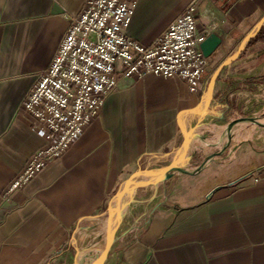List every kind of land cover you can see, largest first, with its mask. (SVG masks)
Listing matches in <instances>:
<instances>
[{
  "label": "crops",
  "instance_id": "crops-1",
  "mask_svg": "<svg viewBox=\"0 0 264 264\" xmlns=\"http://www.w3.org/2000/svg\"><path fill=\"white\" fill-rule=\"evenodd\" d=\"M84 1L0 0V264H76L85 252L102 248L109 200L119 181L137 169L175 163L180 126L196 123L204 108L205 94L190 93L181 80L121 77L73 145L21 190L6 195L44 143L18 107ZM221 4L135 0L125 33L150 45L193 5L197 33L208 30L200 48L210 62L209 81L264 16V0H237L225 12ZM260 92L264 95V22L220 70L205 120L224 109L238 112L242 100ZM257 146L250 139L227 159L198 169L189 143L184 176L160 179L153 195L145 179L134 183L123 198V229L106 264H264V139ZM207 172L213 179L203 184ZM81 232L89 235L84 244L77 239ZM93 236L98 239L93 248L78 254Z\"/></svg>",
  "mask_w": 264,
  "mask_h": 264
},
{
  "label": "built area",
  "instance_id": "built-area-1",
  "mask_svg": "<svg viewBox=\"0 0 264 264\" xmlns=\"http://www.w3.org/2000/svg\"><path fill=\"white\" fill-rule=\"evenodd\" d=\"M134 6L135 0H85L81 13L69 18L48 67L18 107L44 143L10 182L6 195L21 190L73 145L121 77L155 74L183 81L190 93H206L207 57L200 46L208 30L197 33L194 6L150 45L125 33Z\"/></svg>",
  "mask_w": 264,
  "mask_h": 264
},
{
  "label": "water",
  "instance_id": "water-1",
  "mask_svg": "<svg viewBox=\"0 0 264 264\" xmlns=\"http://www.w3.org/2000/svg\"><path fill=\"white\" fill-rule=\"evenodd\" d=\"M213 1H220L222 4L219 6V10L222 12H225L232 4H234L237 0H213ZM264 22V16H262L256 24L255 29L253 30L252 33L249 35H246L242 41L241 44L239 45L236 53L231 57L230 59L223 61L218 65V67L211 73L208 84H207V89L206 93L203 99L204 103V108L199 114L200 119L194 123L193 125L190 126H180V158L175 162L170 165L164 166V167H159V168H151V169H137L135 171H132L128 175H126L123 179L119 181L117 184L114 192L112 193L110 200H109V208L110 211L113 213L114 216V222H115V228L113 232L111 233L109 239L106 241L103 247V252L98 259V264H106L107 259L111 256L113 252L114 245L120 238L122 229H123V216H124V206H123V198L126 192L127 187L129 186L130 182L139 177V176H149L154 178L153 181L151 182V187H150V193L153 195L155 192V188L157 186V183L160 179L168 176H184L185 173L182 172L183 169L188 165L190 161V151H189V137L193 136L199 132L205 131L210 128H214L216 126H219L224 123H234V124H242L249 122L251 120H256L262 127H264V116H242L238 117L235 119H231L228 121H215V122H207L205 120L206 115H208V108L210 106V103L213 99V89H214V84L217 79V76L220 72V70L233 62L237 56L240 54L242 47L244 46L245 43H247L250 39H252L260 30L262 24ZM205 55V54H204ZM207 57V55H205ZM205 71L210 72V62L207 61L205 65ZM202 164L199 165L198 169L203 166ZM237 181H231L227 185L231 186L235 184ZM221 188L220 185L213 187L206 195V199H209L214 192L219 190Z\"/></svg>",
  "mask_w": 264,
  "mask_h": 264
},
{
  "label": "rangeland",
  "instance_id": "rangeland-1",
  "mask_svg": "<svg viewBox=\"0 0 264 264\" xmlns=\"http://www.w3.org/2000/svg\"><path fill=\"white\" fill-rule=\"evenodd\" d=\"M262 96H259V95ZM263 93H256L255 95H251L250 99L242 100L241 105H239L238 112H227L226 109L219 111L218 113L213 114L212 118H209L207 122H215V121H228L231 119H235L242 116H264V97ZM209 114V113H208ZM227 125L228 123L221 124L214 128L207 129L205 131L199 132L193 136L189 137V143H191V150H192V157L195 162H202L208 156L213 157L210 160H225L229 157V154L232 153L238 146L241 144L246 143L250 139H253V143L255 147L257 143H261V139H264V127L261 125L255 124L251 121L242 123L247 131L250 132L249 136L246 138H241L238 133V125L237 124L228 134L227 132ZM253 126V127H252ZM251 129V130H250ZM219 130V131H218ZM237 130V131H236ZM238 136V137H237ZM240 137V138H239ZM250 151V147L247 149ZM209 163H206L207 165ZM210 172L205 173L203 178V184L210 182L213 178ZM145 179L151 183L154 178L149 176H139L137 180ZM201 182H198L197 185H202ZM108 234L104 232V237L102 238V242L98 244V247L103 246L107 241ZM97 238L89 237V241L86 242L87 246L82 247L78 251V254H82L85 250L92 249L93 245L97 242ZM86 253V252H85ZM92 253H89L88 256L90 258ZM90 260L81 263L80 258H76V264H89Z\"/></svg>",
  "mask_w": 264,
  "mask_h": 264
},
{
  "label": "bare ground",
  "instance_id": "bare-ground-1",
  "mask_svg": "<svg viewBox=\"0 0 264 264\" xmlns=\"http://www.w3.org/2000/svg\"><path fill=\"white\" fill-rule=\"evenodd\" d=\"M251 122L255 123V124H258L260 125L256 120H251ZM225 124V123H224ZM236 124L234 123H228L227 125V134L234 128ZM253 127V126H252ZM244 126L243 125H238V133L240 135L241 138H246L249 136L250 132L247 131L246 129L244 130ZM251 130V129H250ZM219 131V130H218ZM237 131V130H236ZM238 137V136H237ZM239 137V138H240ZM213 158V157H206L203 161V164H206V163H209L210 162V159ZM142 180H137V178L133 179L130 184H129V188L126 190L125 194L127 193H130L131 192V189H132V185L134 183H138ZM149 183V181H147ZM125 196V195H124ZM115 226H114V216H113V213L111 211H109V215H108V218H107V225L106 223L104 222V230H105V234L107 233L108 236H107V240L109 239L111 233L113 232ZM100 229V228H99ZM87 236V233L86 232H81L78 236H77V239L78 241H80L81 243L84 244V241H85V238ZM89 236V235H88ZM87 236V237H88ZM97 236V235H96ZM94 237V236H93ZM103 248V246H102ZM100 248L98 250H95L94 252H92V257L90 258L89 253H84L82 254L80 260H81V263L83 262H86L88 261V259L93 262L92 264H98V259L100 258L102 252H103V249Z\"/></svg>",
  "mask_w": 264,
  "mask_h": 264
}]
</instances>
